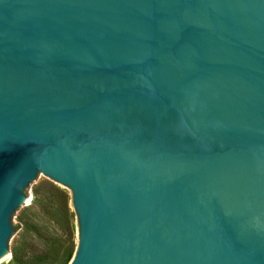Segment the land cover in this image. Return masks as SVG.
<instances>
[{
    "label": "water",
    "instance_id": "water-1",
    "mask_svg": "<svg viewBox=\"0 0 264 264\" xmlns=\"http://www.w3.org/2000/svg\"><path fill=\"white\" fill-rule=\"evenodd\" d=\"M42 173L70 264H264V0H0V257Z\"/></svg>",
    "mask_w": 264,
    "mask_h": 264
},
{
    "label": "rangeland",
    "instance_id": "rangeland-1",
    "mask_svg": "<svg viewBox=\"0 0 264 264\" xmlns=\"http://www.w3.org/2000/svg\"><path fill=\"white\" fill-rule=\"evenodd\" d=\"M46 182L63 188L69 193V206L74 213V220L69 229L60 227L59 223L36 201L35 187L39 185L37 191L41 194L45 189L44 183ZM19 192L26 202L8 222L10 251L5 253L7 256L0 259V264H21L12 258V248H16L18 254L23 258L40 256L39 261L30 264H62L65 250L72 241L74 250L70 260L66 263L70 264L79 246L80 232L79 217L71 187L42 173L30 187Z\"/></svg>",
    "mask_w": 264,
    "mask_h": 264
},
{
    "label": "trees",
    "instance_id": "trees-1",
    "mask_svg": "<svg viewBox=\"0 0 264 264\" xmlns=\"http://www.w3.org/2000/svg\"><path fill=\"white\" fill-rule=\"evenodd\" d=\"M43 193L39 194L36 186L34 194L37 196L36 201L46 209V212L51 215L54 220L59 223L60 227L70 228V224L74 220V213L71 211L69 206V193L50 182H46ZM41 185V184H40ZM74 244L72 241L67 246L63 255L62 264H66L73 253ZM12 258L20 262L21 264H30L40 260V256L26 257L23 258L18 254L16 248L11 249Z\"/></svg>",
    "mask_w": 264,
    "mask_h": 264
},
{
    "label": "bare ground",
    "instance_id": "bare-ground-1",
    "mask_svg": "<svg viewBox=\"0 0 264 264\" xmlns=\"http://www.w3.org/2000/svg\"><path fill=\"white\" fill-rule=\"evenodd\" d=\"M8 255H9V253H8ZM3 256H7V255H6V254L2 255V256L0 257V259H1Z\"/></svg>",
    "mask_w": 264,
    "mask_h": 264
}]
</instances>
